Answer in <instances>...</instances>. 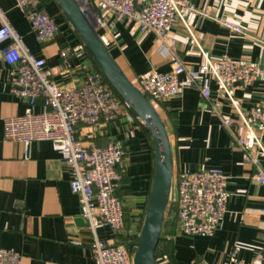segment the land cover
Returning a JSON list of instances; mask_svg holds the SVG:
<instances>
[{"label": "crops", "instance_id": "1", "mask_svg": "<svg viewBox=\"0 0 264 264\" xmlns=\"http://www.w3.org/2000/svg\"><path fill=\"white\" fill-rule=\"evenodd\" d=\"M40 1L60 26L57 36L44 44L36 40L16 0H0V7L23 35L31 52L46 60L56 83L79 85L80 59L75 58L65 66L59 52L82 41L56 0ZM194 3L198 10L208 11L210 15L193 12L188 16L187 23L195 39L186 27H175L177 44L173 56L189 69L201 65L203 52L212 58L228 54L264 66V0H194ZM224 19L240 23L243 32L224 28L221 24ZM106 21L107 27L99 33L106 38L112 55L135 85L142 75L171 69L172 55L160 51L154 33L131 31L129 25L115 20L111 13L106 15ZM2 46L0 43V50ZM87 60L93 61L89 56ZM16 76L17 67L6 63L0 52V248L20 252L24 264H94L90 249L93 235L87 219L80 215L78 197L71 192L70 170L63 153L51 141L35 142L27 150L22 143L4 137V119L23 114L26 109L25 100L15 93ZM211 89L216 98L214 81ZM235 96L243 110L263 104L264 77L248 86L237 85ZM219 100L223 114H232L227 99ZM154 106L169 134L174 175L201 167L220 168L227 176L230 193L227 213L213 236L187 235L174 217L166 216L158 246L159 262L264 264V186L253 179V169L233 133L222 125L210 101L195 87ZM42 109L39 99L36 111ZM129 113L132 120L126 116L109 125L78 126V135L86 144L105 145L113 138L124 142L125 156L119 167L123 177L117 194L125 202L127 227L122 235H115L109 227H101L97 232L100 238L128 244L140 234L144 222L155 159L150 133L138 123L131 109ZM127 128L131 129L129 137L124 134ZM73 237L79 238L81 244L74 243Z\"/></svg>", "mask_w": 264, "mask_h": 264}, {"label": "built area", "instance_id": "2", "mask_svg": "<svg viewBox=\"0 0 264 264\" xmlns=\"http://www.w3.org/2000/svg\"><path fill=\"white\" fill-rule=\"evenodd\" d=\"M78 2L98 31L107 27L106 15L111 13L115 20L129 25L131 31L154 33L160 51L172 55V67L167 72L151 71L142 75L136 86L153 104L167 101L189 87L199 89L221 118L222 125L235 136L246 162L253 169V179L264 186V103L243 110L235 96L237 85L248 86L264 77V66L234 59L228 54L212 58L203 52L201 65L189 69L173 56L177 44L173 34L175 27H186L195 39L187 23L188 16L193 12L200 16L210 15L208 11L198 10L194 0ZM16 6L30 22L38 43L50 42L57 36L60 26L40 0H16ZM221 24L231 32H243L238 22L224 19ZM101 37L108 44L106 38ZM0 43H3L0 52L4 61L17 67L14 83L18 89L15 93L26 102L23 114L4 119L5 139L22 143L27 150L35 142L51 141L65 157L70 170L71 192L78 197L80 215L87 219L93 235L90 249L94 264H134L128 243L100 238L97 232L101 227H109L115 235H122L127 227L125 202L117 194L123 177L119 167L125 156L124 142L113 138L105 145L86 144L78 135L79 125H109L126 116L132 120L130 108L96 64L93 65L94 60H91L93 63L87 60V56L93 58L83 42L66 46L59 52L65 66L75 58L80 59L82 82L79 85L56 83L46 60L31 52L23 35L1 7ZM212 81L217 85L216 98L211 89ZM220 97L227 99L232 114H223ZM39 99H42L43 109L36 111ZM135 119L143 126L137 115ZM124 134L129 137L131 129L127 128ZM227 180L220 168L201 167L175 173L178 199L171 201L169 208L175 204L176 222L183 233L215 235L228 210ZM72 241L81 244L79 238L73 237ZM0 264H24V258L15 249L0 248ZM197 264L209 263L199 260Z\"/></svg>", "mask_w": 264, "mask_h": 264}, {"label": "water", "instance_id": "3", "mask_svg": "<svg viewBox=\"0 0 264 264\" xmlns=\"http://www.w3.org/2000/svg\"><path fill=\"white\" fill-rule=\"evenodd\" d=\"M56 1L107 81L142 120L153 140L155 159L150 199L139 237L128 246L134 255V264H161L156 252L166 211L170 202L178 199L172 145L165 123L151 100L126 76L78 0Z\"/></svg>", "mask_w": 264, "mask_h": 264}, {"label": "trees", "instance_id": "4", "mask_svg": "<svg viewBox=\"0 0 264 264\" xmlns=\"http://www.w3.org/2000/svg\"><path fill=\"white\" fill-rule=\"evenodd\" d=\"M96 64V63H95ZM96 67L98 68V66L96 65ZM99 69V68H98ZM100 70V69H99ZM174 203L172 204V206L170 207V214H169V216H172V217H174L175 218V220H176V217H175V208H174ZM138 238L136 237V238H134V239H132V241H136ZM160 243H161V241H160ZM159 243V244H160ZM158 255H159V253H158V249H157V252H156V256L158 257Z\"/></svg>", "mask_w": 264, "mask_h": 264}, {"label": "rangeland", "instance_id": "5", "mask_svg": "<svg viewBox=\"0 0 264 264\" xmlns=\"http://www.w3.org/2000/svg\"><path fill=\"white\" fill-rule=\"evenodd\" d=\"M170 214V208L168 207L167 211H166V216H169Z\"/></svg>", "mask_w": 264, "mask_h": 264}]
</instances>
